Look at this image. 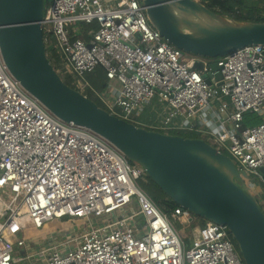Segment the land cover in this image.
Returning <instances> with one entry per match:
<instances>
[{
    "label": "built area",
    "instance_id": "1",
    "mask_svg": "<svg viewBox=\"0 0 264 264\" xmlns=\"http://www.w3.org/2000/svg\"><path fill=\"white\" fill-rule=\"evenodd\" d=\"M78 23L91 29L77 30ZM41 28L77 87L90 88L85 75L103 72L113 91L110 101L102 96L106 112L130 124L139 118L148 131L199 132L246 173L250 193L258 187L253 196L264 188V47L217 58L215 81L211 62L163 40L140 0H52ZM208 73L210 85L201 78ZM246 113L262 123L244 128ZM206 116L215 130L203 128ZM143 176L107 140L51 114L0 54V264H244L226 226L208 223L183 236L174 223L184 230L193 214L149 197L137 185ZM65 217L83 220L85 228L41 243L19 238L27 227Z\"/></svg>",
    "mask_w": 264,
    "mask_h": 264
},
{
    "label": "water",
    "instance_id": "2",
    "mask_svg": "<svg viewBox=\"0 0 264 264\" xmlns=\"http://www.w3.org/2000/svg\"><path fill=\"white\" fill-rule=\"evenodd\" d=\"M140 1L150 25L185 54L214 59L250 45L264 47V22L226 17L198 0ZM44 7L45 0H0V54L10 74L55 117L115 146L178 207L226 226L244 264H264V212L237 183L248 179L246 173L202 139L138 128L67 87L45 51ZM193 69L200 72L201 63ZM209 69L220 81L216 64ZM210 73L201 76L207 85L212 83Z\"/></svg>",
    "mask_w": 264,
    "mask_h": 264
},
{
    "label": "rangeland",
    "instance_id": "3",
    "mask_svg": "<svg viewBox=\"0 0 264 264\" xmlns=\"http://www.w3.org/2000/svg\"><path fill=\"white\" fill-rule=\"evenodd\" d=\"M52 0H46V5L45 6H48L50 3H51ZM199 1V0H198ZM249 16V14H248ZM75 25H71V27L73 28ZM76 28L77 30H89L91 29L89 26L87 25H83V24H80L78 23L76 25ZM45 48L48 50V54H53L55 55V58L56 60L58 61V64L60 63V67L58 69V73L60 74V76L62 78H69L71 80L72 83L74 84H77V79L75 77V75H73L71 72H68V70L66 69L65 67V64L61 58V54L60 52L56 49V45H55V40L53 37L49 38L46 40V45H45ZM187 57L191 58V57H194L193 55H190V54H186ZM217 58H214V59H209V58H204V60L206 62H215ZM96 72V73H95ZM94 74L92 76H90L88 78V74L85 75V77L83 78V82H87L91 84V82H93L94 84L96 85H101L105 82V78L102 76V72L100 69H96L94 72ZM107 83V87L105 89V93L107 95V100H111L113 97V91L111 90V87H110V83L109 82H106ZM76 88L88 95L90 98H92L94 101H96V103H98L101 107H104L107 111V107H106V102L102 99V96L101 94L98 96L96 94V91L95 89H93L91 92H88V91H85L82 87H77ZM112 97V98H111ZM117 116L119 115V113H115ZM131 123L134 124V125H137L139 127H142V128H146L145 126L141 125V120L139 118H136V117H132V120H131ZM197 129H200V127H198ZM157 132L159 133H162V134H168V135H173V134H177V135H180L182 137H185V136H195V135H199V139H201V134L199 132H195V131H179V132H166L165 130H156ZM224 146V145H223ZM227 157H229L231 159V156L229 155V153L227 151L224 152ZM233 160V159H232ZM233 162L235 163V161L233 160ZM237 165V163H236ZM238 166V165H237ZM146 176V175H145ZM143 176L138 182H137V185L143 189L148 195L149 197H151L152 199H156V201H164V200H167L166 196L161 193L155 186H153L151 184L150 181H148V179H146V177ZM240 186H242L244 189H247V186L246 184L244 183H239ZM258 190V187H255L254 189H252V194H255ZM256 198V200H260V203L262 205H264V188H260V193L257 195V196H254ZM258 198V199H257ZM194 216V219L195 221L193 222V224L189 227H186L184 230L181 226H179L177 223H174V226L180 230V231H183V236L185 237H192L199 228H202L204 226H206L209 222L202 219V218H199L195 215ZM74 222H72V220L68 217H65L61 220H56V219H53L47 223H45L43 225V227L41 229H35V228H32V227H27L23 230V232L21 233V235H19V238H22L24 239L25 241H32V242H35V243H38V242H42L44 240H50V239H54L57 235H62L63 239L64 237L67 236V233H72V232H76L77 234L80 233L83 228H85V224L83 222V220L81 219H73ZM74 223V224H73ZM179 231V232H180ZM69 236V235H68ZM231 242L234 246V249H235V252L237 254V256L243 261L242 259V256L240 254V251L238 249V246L237 244L234 242V240L231 238ZM244 262V261H243Z\"/></svg>",
    "mask_w": 264,
    "mask_h": 264
},
{
    "label": "trees",
    "instance_id": "4",
    "mask_svg": "<svg viewBox=\"0 0 264 264\" xmlns=\"http://www.w3.org/2000/svg\"><path fill=\"white\" fill-rule=\"evenodd\" d=\"M199 1H200L201 4L206 6L209 10H211L213 12H216V13H219V14H223V12H222L223 10L228 11V12L237 10L241 14V16L236 17V19L239 20V21H250V22H258V23L264 22V0H199ZM45 5H46V0H45ZM248 14H249V16H248ZM49 38H51V37L49 36L48 39ZM45 45H46V43L44 44V47H45ZM45 51H46L48 60L50 61V63L52 64L53 68L57 72L59 67H60V63L58 64V61L56 60L55 55L48 54V50L46 48H45ZM93 74H94L93 72L89 73L88 74V78L90 76H92ZM102 74H103V72H102ZM59 76H60V74H59ZM102 76L105 78L104 74ZM60 78L62 79L63 83L67 87H69V88H71V89H73L75 91L80 92L76 88L77 84L72 83L71 80L68 77L64 79V78H62L60 76ZM106 82H107L106 78H105V82L103 84H101V85H96L93 82H91V84H90V82H89L90 88L85 89V91L91 92L93 89H95V90H97L96 91L97 94H99V95L101 94V96H103L104 98H107V95L104 94L105 93V89L107 87V83ZM82 94L85 95L91 101H93L99 108H101L103 110H106L104 107H101L98 103H96V101H94L88 95H86L84 93H82ZM243 120H244L243 121V127L244 128L255 127V126L259 125L260 123H262V119L259 116L255 115L253 113L244 114ZM173 135H175V134H173ZM175 136H180V135L176 134ZM180 137H182V136H180ZM199 137H200L199 135H195V136H190L189 135V136H185L184 138L199 139ZM145 177H146V179H148V181L151 182V184L153 186H155L159 190V188L147 176H145ZM235 182H237V181H235ZM237 183L239 184V182H237ZM160 192L163 193L162 191H160ZM166 198H167V200H164V201H158L157 200V202H159L162 205H166L170 209H174V208L178 207L167 196H166ZM231 238L233 239L232 236H231Z\"/></svg>",
    "mask_w": 264,
    "mask_h": 264
},
{
    "label": "crops",
    "instance_id": "5",
    "mask_svg": "<svg viewBox=\"0 0 264 264\" xmlns=\"http://www.w3.org/2000/svg\"><path fill=\"white\" fill-rule=\"evenodd\" d=\"M113 85H115V84L113 83ZM203 124H204V126H203L204 129H206V128H209L210 130L216 129V123L213 120L209 119L207 116L204 119Z\"/></svg>",
    "mask_w": 264,
    "mask_h": 264
},
{
    "label": "flooded vegetation",
    "instance_id": "6",
    "mask_svg": "<svg viewBox=\"0 0 264 264\" xmlns=\"http://www.w3.org/2000/svg\"><path fill=\"white\" fill-rule=\"evenodd\" d=\"M257 199H258V198H257ZM257 202H258L260 208H262V204L260 203V200H259V199L257 200Z\"/></svg>",
    "mask_w": 264,
    "mask_h": 264
}]
</instances>
